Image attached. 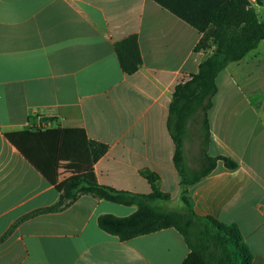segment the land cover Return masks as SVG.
Returning a JSON list of instances; mask_svg holds the SVG:
<instances>
[{
	"label": "crops",
	"instance_id": "0c3cea01",
	"mask_svg": "<svg viewBox=\"0 0 264 264\" xmlns=\"http://www.w3.org/2000/svg\"><path fill=\"white\" fill-rule=\"evenodd\" d=\"M249 1L264 23V0ZM131 36L142 65L127 75L115 47ZM202 37L152 0H0V264L186 259L189 249L174 229L127 242L104 232L100 216L127 217L136 208L88 195L21 221L54 206L74 178L136 194L157 189L181 203L187 190L196 215L235 227L249 264H264V41L220 73L209 112V155L238 167L218 162L186 188L174 164L169 105L175 87L211 52H194ZM197 133L185 140L188 173L191 152L200 153ZM91 142L108 147L97 162Z\"/></svg>",
	"mask_w": 264,
	"mask_h": 264
},
{
	"label": "trees",
	"instance_id": "16d2710c",
	"mask_svg": "<svg viewBox=\"0 0 264 264\" xmlns=\"http://www.w3.org/2000/svg\"><path fill=\"white\" fill-rule=\"evenodd\" d=\"M152 1L203 34L201 41L194 48L195 53L211 50L199 65L198 73L175 87L169 105L167 129L175 146L174 164L182 177V186L188 188L207 177L218 162H223L229 170L238 167L237 163L228 157L209 155V112L214 106V97L218 92V76L230 64L240 62L258 48L264 41V23L259 21L249 0ZM115 48L123 72L127 75L136 73L142 65L137 37H128L117 43ZM192 124L196 125L202 137L198 160L200 168L188 173L184 145ZM90 147L94 162L104 156L108 149L106 145L96 142H91ZM60 148L61 137L55 155L56 174ZM186 194L187 190L181 197L182 210L170 211L156 203L170 201L171 195L157 189H153L150 194H136L101 185L86 178H74L63 186L60 198L54 206L38 210L21 221L41 213L63 211L81 196L88 195L136 208V211L127 217L107 214L98 218L99 228L118 237L121 242L174 229L183 237L189 249V254L182 264H249V252L238 230L211 217L196 215Z\"/></svg>",
	"mask_w": 264,
	"mask_h": 264
},
{
	"label": "rangeland",
	"instance_id": "374dc122",
	"mask_svg": "<svg viewBox=\"0 0 264 264\" xmlns=\"http://www.w3.org/2000/svg\"><path fill=\"white\" fill-rule=\"evenodd\" d=\"M197 131H198V128L196 127V125L192 124L190 127V132H189V138H191V140H193L194 136L196 134H198ZM201 140H202V137H201ZM200 149H201V145H200ZM197 151H198V153H197ZM198 154H199V150H196L195 154L192 151L191 155L188 158V160H190L189 166L191 167L193 172L197 171L200 168V163H199V161L196 160L197 159L196 157ZM189 176L191 177L192 174H190ZM169 192L173 196H176V194H178V192H179V187L176 184L172 183V187L169 189ZM156 204L158 206L163 207V208L170 210V211H181L183 208V204L177 199H173V200H170L168 202H158ZM123 208L127 209V207H123Z\"/></svg>",
	"mask_w": 264,
	"mask_h": 264
}]
</instances>
